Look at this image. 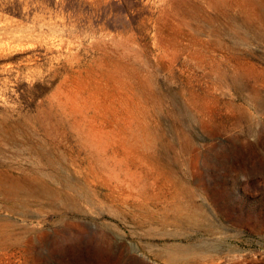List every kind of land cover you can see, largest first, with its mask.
<instances>
[{
	"label": "rangeland",
	"instance_id": "rangeland-1",
	"mask_svg": "<svg viewBox=\"0 0 264 264\" xmlns=\"http://www.w3.org/2000/svg\"><path fill=\"white\" fill-rule=\"evenodd\" d=\"M0 264H264V0H0Z\"/></svg>",
	"mask_w": 264,
	"mask_h": 264
},
{
	"label": "bare ground",
	"instance_id": "bare-ground-1",
	"mask_svg": "<svg viewBox=\"0 0 264 264\" xmlns=\"http://www.w3.org/2000/svg\"><path fill=\"white\" fill-rule=\"evenodd\" d=\"M189 204V203H188Z\"/></svg>",
	"mask_w": 264,
	"mask_h": 264
}]
</instances>
